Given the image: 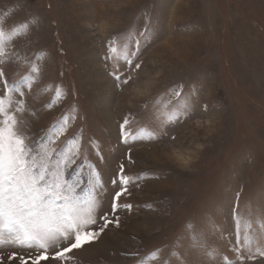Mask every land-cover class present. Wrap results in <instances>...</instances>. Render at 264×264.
Wrapping results in <instances>:
<instances>
[{
    "label": "rangeland",
    "instance_id": "1",
    "mask_svg": "<svg viewBox=\"0 0 264 264\" xmlns=\"http://www.w3.org/2000/svg\"><path fill=\"white\" fill-rule=\"evenodd\" d=\"M13 12L12 20L38 22L28 55L44 53L48 91L42 85L28 98L30 134L39 140L64 116L76 117L65 136L82 138L81 159L100 172L108 191L104 211L119 164L140 177L122 198L133 207L120 210L119 227L74 250L72 259L46 264H140L157 249L184 245L189 224L224 251L235 207L264 215V0H0V17ZM146 24L151 39L141 45L140 70L105 61L110 39ZM117 69L133 76L130 86L117 85L111 74ZM21 71L8 69L12 78ZM55 86L63 91L58 101ZM180 86L195 105L192 116L167 126L157 142H121L125 116L151 125ZM181 157L193 166L185 169ZM13 251L35 255L0 248L3 264H19L18 257L8 260ZM246 264H264V256Z\"/></svg>",
    "mask_w": 264,
    "mask_h": 264
},
{
    "label": "snow or ice",
    "instance_id": "2",
    "mask_svg": "<svg viewBox=\"0 0 264 264\" xmlns=\"http://www.w3.org/2000/svg\"><path fill=\"white\" fill-rule=\"evenodd\" d=\"M14 14L0 17V248L35 253L22 255L13 251L8 260L18 257L19 264H46L50 259L65 262L72 259L74 250L95 242L110 226H120V210L133 207L123 203L122 198L131 195L129 186L140 177H130L125 165L119 164L110 180L113 190L109 208L104 211L102 195H108V191L100 172L86 158L81 159L82 138L65 136L76 117L64 116L39 140L30 134L34 112H30L28 98L42 85V90L48 91L42 79L44 53L28 55V44L38 22L28 18L12 20ZM149 33L146 24L142 31L117 34L108 42L105 61L115 65L122 61L129 69L140 70L142 62L136 61L142 43L151 39ZM13 66L22 68L18 78L9 75L8 69ZM111 74L119 87L130 86L134 79L131 74L121 75L118 69ZM52 91L56 101L63 96L59 86ZM52 106L50 100L47 107ZM194 112L195 105L185 100L180 86L171 91L151 125L140 124L132 113L125 116L119 127L121 142H157L167 135V126L187 120ZM169 139L176 141L175 136ZM181 159L185 169L194 164L192 158ZM73 165L76 167L69 175ZM233 212L234 229L224 251L189 224L184 245L157 249L140 264L149 260L155 264H246L247 260L264 256V215L241 212L238 206Z\"/></svg>",
    "mask_w": 264,
    "mask_h": 264
}]
</instances>
